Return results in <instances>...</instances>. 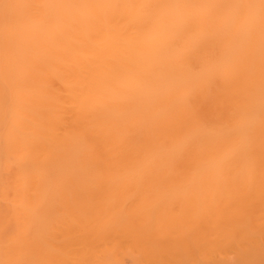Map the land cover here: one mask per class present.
<instances>
[{"label":"bare ground","instance_id":"obj_1","mask_svg":"<svg viewBox=\"0 0 264 264\" xmlns=\"http://www.w3.org/2000/svg\"><path fill=\"white\" fill-rule=\"evenodd\" d=\"M0 264H264V0H0Z\"/></svg>","mask_w":264,"mask_h":264}]
</instances>
